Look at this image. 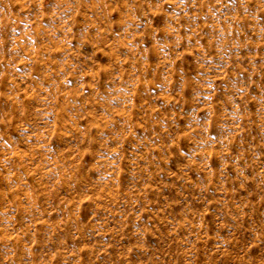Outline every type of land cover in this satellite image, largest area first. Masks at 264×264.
Wrapping results in <instances>:
<instances>
[{"label":"rangeland","instance_id":"1","mask_svg":"<svg viewBox=\"0 0 264 264\" xmlns=\"http://www.w3.org/2000/svg\"><path fill=\"white\" fill-rule=\"evenodd\" d=\"M0 264H264V0H0Z\"/></svg>","mask_w":264,"mask_h":264}]
</instances>
